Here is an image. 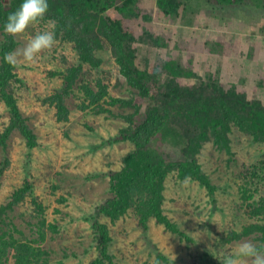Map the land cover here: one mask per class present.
Instances as JSON below:
<instances>
[{
	"label": "rangeland",
	"instance_id": "obj_1",
	"mask_svg": "<svg viewBox=\"0 0 264 264\" xmlns=\"http://www.w3.org/2000/svg\"><path fill=\"white\" fill-rule=\"evenodd\" d=\"M187 1L190 6L182 18L159 15L156 0L139 3L143 11L152 14L153 25L172 37L167 48L140 44V67L163 58L165 52L186 60L191 51L190 66L199 75L215 71L225 84L245 87L250 97H260L264 102V86L259 85V80L264 79V0L257 5L226 9L212 8L203 0L199 4L198 0ZM112 12L116 13H108L113 15ZM51 26L30 24L23 33L16 34L15 50L36 32L51 31ZM213 42L218 44L215 49ZM101 55V67L94 69L85 64L82 78L93 82L102 77L111 95L127 97L129 90L111 52L106 49ZM76 63L78 56L72 44L57 38L34 60L19 57L16 63L20 79L14 82L13 91L22 115L37 136V144L30 147L25 137L14 130L6 147L0 145V203L27 186L22 201L10 212L18 237L34 243L45 235L40 244L49 251V264H89L99 251L100 241L93 226L96 218L110 226V251L116 255L115 264H149L157 253L151 248L152 241L171 264H214L221 261L208 251L209 246L218 248L220 244L217 254L223 255L245 240L260 244L257 233L224 240L233 228L239 230L257 220L264 223L261 215L256 220L251 217L249 207L252 191L256 199L264 195V172L256 168L262 159L261 144L251 143L250 137L240 132L231 135L232 156L212 143H206L199 154L203 169L216 185L213 196L196 180L181 181L172 175L166 182L165 207L189 238L166 230L154 220L149 234H143L134 213L115 224L98 215L99 207L113 195L106 173L121 167L123 156L132 151L134 144L129 140L110 141L123 121L96 113L93 107L83 108L85 94L78 86L80 82L66 98L69 118H57L56 108L46 98L62 86L60 73ZM9 117L8 107L0 100V134ZM170 149L177 157L175 148ZM7 264H17L12 253ZM242 264H250V260Z\"/></svg>",
	"mask_w": 264,
	"mask_h": 264
},
{
	"label": "trees",
	"instance_id": "obj_2",
	"mask_svg": "<svg viewBox=\"0 0 264 264\" xmlns=\"http://www.w3.org/2000/svg\"><path fill=\"white\" fill-rule=\"evenodd\" d=\"M141 1L48 0V10L39 23H51L55 38L72 44L78 63L60 73L62 86L46 100L56 108L59 120H67L70 110L66 98L80 82L78 86L85 94L83 108L93 107L96 113H106L123 121L110 141L129 140L134 144L132 151L123 156L121 167L106 173L113 195L99 207L98 215L115 224L120 218L134 213L136 225L143 234H149L154 220L166 230L189 238L165 207L168 178L175 175L181 181L196 180L213 196L217 188L203 169L199 154L206 143H212L232 156L231 135L234 132L248 135L253 144H261L262 159L256 168L259 173L264 172V102L260 97H250L245 87L225 84L215 71L199 75L190 66L193 61L190 50L186 60L165 52L163 58L140 67L137 63L140 44L161 49L172 43V37L153 25L152 14L141 9ZM156 1L159 15L173 18H182L190 6L187 0ZM201 2L198 0V4ZM260 2L203 0L212 8L220 9ZM20 3L21 0H0V100L10 112L9 123L0 134L2 147H6V140L14 130L25 137L30 147L37 144V136L22 115L13 91L14 82L20 79L15 72L16 64L10 65L3 59L4 53L15 50L18 40L16 35L5 33L2 25L7 14ZM110 10L116 13L110 15ZM206 43L211 44L210 41ZM216 45V42L212 43L213 48ZM106 49L125 79L129 90L127 97L111 95L102 77L94 78L93 82L82 78L85 64L94 69L101 67L104 61L101 53ZM259 85L264 86V79L259 80ZM169 148H175L177 157L172 156ZM8 163L6 159L5 165ZM26 193L27 186L21 187L9 196V200L0 203V264H7L11 253L17 264H49V251L40 244L45 235L31 243L14 232L17 226L10 218V212ZM254 193L250 194L253 199L249 207L251 217L256 220L258 215L264 217V195L256 199ZM213 202L216 203V199L213 198ZM96 219L93 226L100 241L99 251L89 264H115L116 255L110 251V226ZM52 226L56 228V225ZM253 233H257L260 245H264V223L259 220L251 221L239 230H229L224 240H239ZM151 248L157 253L149 264H171L153 241Z\"/></svg>",
	"mask_w": 264,
	"mask_h": 264
},
{
	"label": "clouds",
	"instance_id": "obj_3",
	"mask_svg": "<svg viewBox=\"0 0 264 264\" xmlns=\"http://www.w3.org/2000/svg\"><path fill=\"white\" fill-rule=\"evenodd\" d=\"M48 7V0H21L19 6L7 14L2 30L12 36L23 33L30 24L39 23L44 18ZM54 42L53 31L41 30L32 35L22 48L4 53L3 59L10 65H15L19 57L32 61L43 50L50 49ZM219 248L220 244L218 248L209 246L208 251L221 264H242L244 260H250V264H264V245L245 240L223 255L217 254Z\"/></svg>",
	"mask_w": 264,
	"mask_h": 264
}]
</instances>
